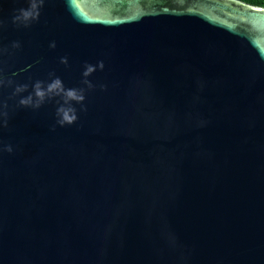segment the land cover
Returning <instances> with one entry per match:
<instances>
[{
  "label": "water",
  "instance_id": "water-1",
  "mask_svg": "<svg viewBox=\"0 0 264 264\" xmlns=\"http://www.w3.org/2000/svg\"><path fill=\"white\" fill-rule=\"evenodd\" d=\"M37 3L0 0V264H264V7Z\"/></svg>",
  "mask_w": 264,
  "mask_h": 264
},
{
  "label": "clouds",
  "instance_id": "clouds-1",
  "mask_svg": "<svg viewBox=\"0 0 264 264\" xmlns=\"http://www.w3.org/2000/svg\"><path fill=\"white\" fill-rule=\"evenodd\" d=\"M18 15L14 17V20L17 21H28L30 19H34L38 16V3L37 0H30V4L28 8H21L18 10ZM103 62L101 61L99 63V67L102 69L103 68ZM95 70V66L88 65L86 66L85 72L83 73L84 76L90 75L91 72ZM87 83V81H86ZM48 91H57V94H60V92L64 93L65 97V103H68L70 100H78L82 101L84 97L82 95H77V93L74 90H67L64 91L63 88L61 87V82L59 80H56L53 84L49 85ZM36 95L40 97L41 99L44 97L45 93L41 90L40 85H36ZM28 101L22 100L21 103H27ZM38 106V105H37ZM57 115L59 117L58 123L63 126L65 124H72L76 121L78 118L75 109L71 107H64L61 106L57 110ZM8 151H11V147L8 148Z\"/></svg>",
  "mask_w": 264,
  "mask_h": 264
},
{
  "label": "trees",
  "instance_id": "trees-1",
  "mask_svg": "<svg viewBox=\"0 0 264 264\" xmlns=\"http://www.w3.org/2000/svg\"><path fill=\"white\" fill-rule=\"evenodd\" d=\"M242 1L252 5L264 7V0H242Z\"/></svg>",
  "mask_w": 264,
  "mask_h": 264
}]
</instances>
